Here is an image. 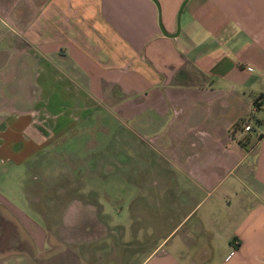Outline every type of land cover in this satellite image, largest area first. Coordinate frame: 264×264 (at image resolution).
Instances as JSON below:
<instances>
[{
  "label": "crops",
  "instance_id": "crops-1",
  "mask_svg": "<svg viewBox=\"0 0 264 264\" xmlns=\"http://www.w3.org/2000/svg\"><path fill=\"white\" fill-rule=\"evenodd\" d=\"M258 96L264 0H0V264H264Z\"/></svg>",
  "mask_w": 264,
  "mask_h": 264
},
{
  "label": "rangeland",
  "instance_id": "rangeland-1",
  "mask_svg": "<svg viewBox=\"0 0 264 264\" xmlns=\"http://www.w3.org/2000/svg\"><path fill=\"white\" fill-rule=\"evenodd\" d=\"M124 125H127L126 123H124ZM123 128H125V126H122ZM123 128L119 127L118 128V132L120 133H124L126 135H124L128 140L131 141V139L134 138L135 142H139V146L140 148H144L145 147V143L147 141L146 136H143V134H140L139 138H135L133 137V135L127 133L126 130H124ZM114 133H115V129H114ZM111 142V141H109ZM82 142H80V146H75L76 148H80L81 147ZM70 147L71 143L70 141L67 142L66 144H63L62 147ZM74 147V148H75ZM37 158H31L29 161H35ZM92 161H95V159L92 157L90 158ZM129 162L131 161V157L128 160ZM34 163V162H32ZM30 165V164H29ZM104 165H101V168H103ZM45 168V167H44ZM49 171L51 170L50 166H48ZM38 171L36 169H30V170H25L24 172H12L10 174H1L0 173V191L4 192L9 199L11 200H15L16 198L19 197V188L24 186H27L28 191L29 192H34V187L35 185H39L42 182V179L40 177V175L37 173ZM103 173H105V168L102 170ZM109 174H102V176H104L107 180L108 179H112V182L108 183L109 186H111V184H115V181H119V175H121L124 179V186L121 189H116V188H111L108 189V192H111L113 194H116L119 192V194H125V193H130L131 192V188H129L130 185H127V183H130L131 180V173L130 171H126L125 168H123L122 171H120V169H116V168H110L108 170ZM65 178L64 177H60V179L58 180L60 184H64L65 182ZM105 181V179H103ZM48 181V180H47ZM99 180H97L96 183H100L98 182ZM100 181H102V179H100ZM83 191V189H78V192ZM71 191H69L70 193ZM3 209V206L0 204V211ZM5 209V208H4ZM2 212H0L1 214ZM3 219L0 218V229L3 228ZM93 225H98V223H100L99 221H93L92 222ZM103 224H107L108 225V230L111 228L110 224L111 222H101ZM76 224H79V222H76ZM2 239L0 237V247H2L4 244L2 243ZM96 239H93L92 244H88L86 246L87 250H91V251H98L101 248V245L99 244V241H96ZM105 246V245H104ZM103 248V246H102ZM4 254H0V258H3ZM1 260V259H0Z\"/></svg>",
  "mask_w": 264,
  "mask_h": 264
},
{
  "label": "built area",
  "instance_id": "built-area-1",
  "mask_svg": "<svg viewBox=\"0 0 264 264\" xmlns=\"http://www.w3.org/2000/svg\"><path fill=\"white\" fill-rule=\"evenodd\" d=\"M256 102L257 101L255 100L252 103L251 108H250V111H253L257 107ZM262 117L264 118V111L262 112ZM251 119H252V117H251V115H249V116H247V118L245 120H242V122H241V124H242L241 129H242V131L247 132V131H249L251 129V121H250Z\"/></svg>",
  "mask_w": 264,
  "mask_h": 264
},
{
  "label": "trees",
  "instance_id": "trees-1",
  "mask_svg": "<svg viewBox=\"0 0 264 264\" xmlns=\"http://www.w3.org/2000/svg\"><path fill=\"white\" fill-rule=\"evenodd\" d=\"M256 98H263V99H264V96H258V97H256ZM256 98H255V99H256ZM255 99H254V101H255Z\"/></svg>",
  "mask_w": 264,
  "mask_h": 264
},
{
  "label": "water",
  "instance_id": "water-1",
  "mask_svg": "<svg viewBox=\"0 0 264 264\" xmlns=\"http://www.w3.org/2000/svg\"><path fill=\"white\" fill-rule=\"evenodd\" d=\"M179 14V13H178ZM178 17V16H177Z\"/></svg>",
  "mask_w": 264,
  "mask_h": 264
}]
</instances>
